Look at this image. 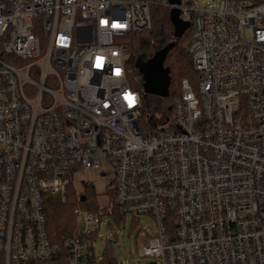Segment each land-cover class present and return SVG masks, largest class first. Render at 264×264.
<instances>
[{
  "label": "built area",
  "instance_id": "obj_1",
  "mask_svg": "<svg viewBox=\"0 0 264 264\" xmlns=\"http://www.w3.org/2000/svg\"><path fill=\"white\" fill-rule=\"evenodd\" d=\"M155 1L190 22L197 80L154 123L125 38ZM71 185L97 209H74L61 256L44 195ZM113 214L154 219L155 264H264V0H0V264H98Z\"/></svg>",
  "mask_w": 264,
  "mask_h": 264
},
{
  "label": "trees",
  "instance_id": "obj_2",
  "mask_svg": "<svg viewBox=\"0 0 264 264\" xmlns=\"http://www.w3.org/2000/svg\"><path fill=\"white\" fill-rule=\"evenodd\" d=\"M170 9L160 5L157 1L150 4L151 27L148 30L130 33L125 38L128 48L126 68L129 74L138 76V88L142 94V112L155 122H163L164 118L171 114L174 99L180 95V88L173 84V79L181 80L196 74L192 66V60L187 52V45L190 40V25L179 38L174 37V24L170 17ZM189 22V21H188ZM190 24V22H189ZM168 48L163 68L167 71L169 78L168 96L159 98L144 91L143 73L136 65L138 60L148 61L157 52ZM195 72V73H194ZM190 79V78H189ZM188 79V80H189ZM190 81V80H189ZM137 87V86H136ZM74 193V192H73ZM60 201L58 197L44 195L45 228L49 241L57 244L61 250V256L65 254L63 245L64 238L71 235L76 228V215L74 209L80 206L82 209L96 211V195L93 187L84 185L79 196ZM84 197V200H81ZM126 216L113 214L112 218L118 225ZM98 264H118L115 254L107 251L101 256Z\"/></svg>",
  "mask_w": 264,
  "mask_h": 264
},
{
  "label": "rangeland",
  "instance_id": "obj_3",
  "mask_svg": "<svg viewBox=\"0 0 264 264\" xmlns=\"http://www.w3.org/2000/svg\"><path fill=\"white\" fill-rule=\"evenodd\" d=\"M193 1L196 6L203 7L207 2L217 3L219 0ZM37 34L41 39L44 38L43 33L40 32ZM189 78L188 79L190 80L191 84L195 85L197 80V74H194ZM129 79L131 80L132 84L135 87L137 86L138 88L139 82L136 81V79L139 80L138 76L129 74ZM180 81L174 78L173 84L175 86L177 85L178 88H180ZM138 89L140 90V88ZM85 177L92 180L97 186H101L105 183L104 180L98 179L92 172L85 174ZM73 192L74 188L71 185L68 187V198L73 197L72 194H74L75 196H79L80 194V192ZM60 201L62 202L63 200L60 199ZM77 207L80 208V206ZM155 228V221L150 215L133 216L131 214H128L120 223V225H118L112 217L110 218L108 216H104L100 225V234L94 241V249L96 255L102 256L107 250L114 252L118 264L158 263L157 259L150 257H140L137 249L146 240V238L141 235V232L144 231L147 232L148 235H152V233L155 232Z\"/></svg>",
  "mask_w": 264,
  "mask_h": 264
},
{
  "label": "water",
  "instance_id": "obj_4",
  "mask_svg": "<svg viewBox=\"0 0 264 264\" xmlns=\"http://www.w3.org/2000/svg\"><path fill=\"white\" fill-rule=\"evenodd\" d=\"M171 5L180 4V0H168ZM170 17L174 24V37L179 38L190 25L188 21L180 18V10L173 6L170 9ZM169 47L157 52L153 58L148 61L138 60L136 65L143 73L144 91L157 97H167L169 78L167 71L163 68V60ZM142 66V68H141ZM84 200V197H81Z\"/></svg>",
  "mask_w": 264,
  "mask_h": 264
},
{
  "label": "snow or ice",
  "instance_id": "obj_5",
  "mask_svg": "<svg viewBox=\"0 0 264 264\" xmlns=\"http://www.w3.org/2000/svg\"><path fill=\"white\" fill-rule=\"evenodd\" d=\"M114 27H116V25H114ZM130 103L133 102V99L131 97H129Z\"/></svg>",
  "mask_w": 264,
  "mask_h": 264
}]
</instances>
